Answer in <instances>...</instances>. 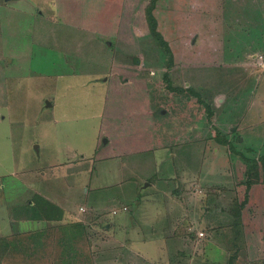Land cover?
<instances>
[{"label":"rangeland","instance_id":"obj_1","mask_svg":"<svg viewBox=\"0 0 264 264\" xmlns=\"http://www.w3.org/2000/svg\"><path fill=\"white\" fill-rule=\"evenodd\" d=\"M149 2L0 0V236L19 232L12 214L36 186L117 224L116 237L66 227L58 264H165L155 243L135 257L132 242L162 233L159 202L175 185L191 264H264V0H157L171 52L150 31ZM39 261L1 264H56Z\"/></svg>","mask_w":264,"mask_h":264},{"label":"crops","instance_id":"obj_2","mask_svg":"<svg viewBox=\"0 0 264 264\" xmlns=\"http://www.w3.org/2000/svg\"><path fill=\"white\" fill-rule=\"evenodd\" d=\"M183 157H184V154H183ZM187 168L188 167L184 166V164H181V170L185 171L186 173H187ZM174 169L176 171H179L180 170L179 164H176V168L174 167ZM176 171H173V173ZM147 183H149V185L153 186L154 185L153 183H155V181H149ZM138 188H139V185L136 189V196L132 197V199L135 198V200H139V201H137V203L134 206L135 211H137L138 208L142 207V201H143V200H140L142 198V191H140ZM175 188H176V186L172 185L168 189H165L166 192H163V194H166L164 196L165 202L164 203L159 202V203L163 204V209L168 210V213H169L171 218L166 219V221L164 222V227H163L162 233L159 234L158 236L155 235L153 237V236H149V235H147V236L141 235V236H139L138 239H136L135 241L132 242L137 247L136 248L137 250H135V251L130 250L131 252H133L132 255H135V257L136 256L141 257V254H139V253H142V250H144V249L150 253V249L147 246L150 244L153 245L152 243H155L157 251L162 250L163 256L166 255L167 260L165 259V261H164L165 264H168V263L169 264H191L190 261L194 258L193 253H188L185 248H187L186 245L188 246V244H191L189 241L192 239L191 237L194 234H191V232L187 230L189 227L188 226L189 223H187L185 221H180L179 218H176L177 214H178V216H180L179 211L183 212L181 207L183 205H185L182 200L177 201L180 196L176 195V194H179V193L183 194V193H186V191L183 192L182 188H180V189H175ZM31 189H32L33 195H31L30 198H28V200L26 202L21 203L20 207H18V209L23 210L25 212L24 213L22 212V215H18L17 213L12 214L13 220H11V224L12 225L17 224L20 227V229H18L19 232L42 229V228H45L48 226H54V225H57L60 223H73V222H77V221H82L81 223L82 224L85 223V225H86V229L84 228V231H85L84 235L90 237L92 234L91 231L94 230L95 226H98L99 228H102L103 230L109 231L110 233H112V231L110 229L113 226L115 227L117 225L112 220L108 219L107 212H105V211L101 212L97 209V210H92V212L90 213V210L87 207L80 205V209H81L80 211L85 210V209L88 211V212L82 213V214H84V217H85L82 219V218L77 217L78 215L73 213V210L68 206L69 202L65 198H63L61 200H58V199L55 200L54 198L52 199L49 196H47L41 190V187L36 188V186L35 187L31 186L30 190ZM130 191L131 190L128 189V194L130 193ZM125 193H126V191H125ZM133 195H134V192H133ZM188 196L190 197V195H188ZM153 197L154 196L149 197V201ZM36 199L39 200L41 202V204H48L46 202L47 199L54 202L63 211L61 218L60 219H47L46 217H43L42 209H40L39 211L33 210L32 208H34V203L36 202ZM23 208H25L26 210H24ZM123 208L129 209L128 205L126 203H124ZM159 208H161V206L157 205V209H159ZM113 212H116V209H114ZM132 213H133V219H134V212H132ZM94 219L98 220V222L96 224H94ZM199 231H197V233ZM112 234L115 237L117 235L116 231H114ZM42 237H43L42 239H44V240L48 239V237L45 235ZM56 238H57V236L55 237V240H57ZM114 240L116 242L120 241L118 243L120 245V247L125 246L123 243V240H120V239L117 240L115 238H114ZM192 240H195V238ZM196 241H194V242H196ZM91 242H93V241H91ZM126 242H127V240H126ZM198 242H199V240H198ZM205 249H206V247H205ZM124 250L127 252L126 249H124ZM146 251H145V253L148 254ZM127 256H128V254H127ZM163 260H161V262H163ZM187 261H188V263H186ZM206 261H207V259L204 258V260L200 261V264H203Z\"/></svg>","mask_w":264,"mask_h":264},{"label":"trees","instance_id":"obj_3","mask_svg":"<svg viewBox=\"0 0 264 264\" xmlns=\"http://www.w3.org/2000/svg\"><path fill=\"white\" fill-rule=\"evenodd\" d=\"M156 1L157 0H150L149 4L147 5L146 19L148 21L150 31L153 34V36L157 38L160 44L164 46V48L168 52H171L167 41L163 38L162 33L158 30V20L156 15L154 14ZM182 89L184 90L183 87L181 88V90ZM186 89L188 91L194 92V90L191 87H187ZM194 94L198 95L197 92H194ZM199 99L202 102V99L201 98ZM211 113L212 111L210 110L208 112V115H211ZM216 137L220 142L224 144L229 143L230 147L232 148L234 147L233 144L230 143L228 138L220 131L218 132V134H216ZM46 202L49 205L47 207L45 205L42 206L41 202L36 199V202L34 203V208H36V211L42 209L43 217H46L47 219H60L63 213L62 209L59 206H57L54 202L48 199L46 200ZM49 208H54V209L48 211ZM237 213L238 214L241 213V208H238ZM238 217L239 216H237L235 219L236 225H239V220L237 219ZM69 225L75 226L74 229L76 230V232L80 230L81 234L84 233V228H86L81 222L77 221L73 223H60L42 229L22 231V232H17L16 234H8V235L0 236V264L4 262L6 259H8L9 256H14V255L16 256V258L29 257V259L33 261L41 260L42 262L39 261L41 263H46V262L48 263L54 262L56 264L61 263L60 260L67 258V256L69 255L67 249L72 246L71 241L67 239L70 238V234L65 232H63L62 234V230L64 231L66 227H69ZM235 230H236L235 238H239L241 236L240 227H237ZM39 234L40 236L38 238ZM51 234L52 236H54V238H50L47 240L42 239L43 238L42 236L45 235L47 237H50ZM58 235L59 237L56 238L57 240H55V237ZM51 248L52 250H54L53 248L63 249V250L62 252L58 251L57 253L59 256L54 258V256L50 253ZM12 253L14 255H12ZM234 257L235 254L231 255L230 259L224 263L206 261L203 264H235Z\"/></svg>","mask_w":264,"mask_h":264},{"label":"built area","instance_id":"obj_4","mask_svg":"<svg viewBox=\"0 0 264 264\" xmlns=\"http://www.w3.org/2000/svg\"><path fill=\"white\" fill-rule=\"evenodd\" d=\"M261 56H262V55H261ZM199 234H200V235H203V234H204V232L201 230V231L199 232Z\"/></svg>","mask_w":264,"mask_h":264}]
</instances>
